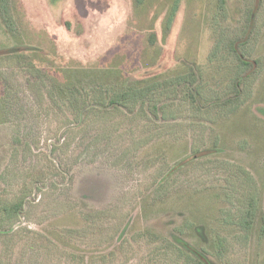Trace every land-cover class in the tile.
<instances>
[{
  "label": "rangeland",
  "instance_id": "obj_1",
  "mask_svg": "<svg viewBox=\"0 0 264 264\" xmlns=\"http://www.w3.org/2000/svg\"><path fill=\"white\" fill-rule=\"evenodd\" d=\"M260 1L252 37L237 47L258 63L242 82V98L226 108L202 109L198 116L184 114L182 123L159 121L160 128L140 124L143 114L127 118L108 110L95 122L64 130L66 109L50 98L48 81L19 68L16 58L0 57V198L15 204L25 195L22 213L3 228L13 227L12 232L0 235V264H202L205 254L216 264H264V236L258 237L257 228L248 239L244 233L247 214L255 211L249 220L256 227L264 208ZM1 3L18 6L23 15L21 5L27 27L23 33L12 26L5 30L0 14V49L44 45V34L40 38L36 30L46 29L58 52L75 58L77 66L107 55L120 68L137 58L145 68L133 76L143 77L186 58L197 63L198 87L207 90L202 106L226 97L239 65L234 43L244 35L253 7V0H175L171 21L163 22L167 10L155 12L159 4L136 17L130 0H0V8ZM64 11L82 24L79 34L50 21ZM153 31L156 42L150 47ZM181 111L167 116L175 119ZM178 134L188 155L193 148H217L175 168L165 147ZM159 142L166 146L158 148ZM217 238L227 241L225 249H215Z\"/></svg>",
  "mask_w": 264,
  "mask_h": 264
},
{
  "label": "trees",
  "instance_id": "obj_2",
  "mask_svg": "<svg viewBox=\"0 0 264 264\" xmlns=\"http://www.w3.org/2000/svg\"><path fill=\"white\" fill-rule=\"evenodd\" d=\"M174 1L175 0H130V3L132 13L136 17L139 16V14L145 15L146 13H150L151 7L159 4L160 8H157L155 12L159 11L160 14L162 8H165L167 11L162 18L163 22H170ZM17 7H5L4 4L1 3L0 14L2 22H4L2 26L5 30L6 28L11 29L10 26H12V29H17L18 31L20 29L21 33H23L25 32L24 29L27 27V20L25 19L23 7L20 5L19 9H22L24 16L20 13L21 11H17ZM260 8L261 1L253 0V7L249 14L247 29L241 39L234 43V53L238 58L239 65L235 67L236 70L234 69V73L232 75L230 74L229 91L226 93V97L224 99L212 101L207 106L201 105V99L203 102H207L208 99H204L203 95L207 90H203L202 92L201 88L199 89L198 87L199 74L197 63L195 61H188L186 58H179L177 61L178 66L171 70L162 73H153L151 75L145 74L143 77L133 76V71L135 72L145 68V66L141 65L140 59L138 61L139 63L137 62V58H135V63H132L133 65L127 63V65H123L120 68L113 65L114 63L111 64L114 58L113 56H109L108 58L107 55L97 57L93 63L86 66H77V64L81 63L75 58L71 57L66 59L58 52L55 39L46 29H31L30 31L27 29V33H32V30L39 31V34H37L40 38H42L44 34L43 38H46L42 39V41L44 40V45H35L32 44V42H27V45H14L11 49H0V57H14L17 59L19 68L24 69L33 76L35 74V77L38 78L39 81H43L44 84L48 81L50 86V98L55 103H62L66 109H63V116L66 118L68 117L66 119L67 123L63 126V128H65L64 130L71 128L73 123L80 126L84 122H95L97 116L105 115L108 113V110L115 111V114L119 116L126 115L128 116L127 118L143 114L145 117L139 120L140 124L144 126L147 124V126H149V123L153 125L159 123L157 127L160 128L163 127V123H170V121L175 124L182 123V121L185 120L182 119L184 114L189 113L190 117L198 116V113L202 109L210 110L213 107L226 108L242 98L243 89L245 90L242 82L248 80L256 73L258 63L256 58H246L237 50V47L246 45L252 37L254 32V21ZM12 10H14L15 13L18 12L20 15L14 18ZM68 12L69 11H64L57 21L53 20L52 17L50 21L55 24L58 22L57 25H63L69 33L75 32L79 34L82 24H80L78 20L71 21L69 19L70 12ZM156 16L157 15H155V17ZM14 22H16L17 27ZM149 27L150 26L145 27V29ZM164 34L163 31V35ZM149 36L153 39L152 42H149V46L153 47L156 42V34L153 31L150 32ZM29 39L31 38L29 37ZM120 58L122 59L120 64H125L127 62L123 60V56L118 59ZM132 67L133 69H131ZM241 67H243V70H240ZM235 72L239 73L236 75ZM226 78L229 77L227 76ZM202 87H204V85H202ZM130 104H132V108L129 107ZM178 108L182 110L181 114L175 118H178V120L171 119V117L168 118L167 114H171L173 110ZM191 112H193V115ZM178 135L179 138L176 139L174 145L171 143L166 146L164 145L166 143L160 142L159 145H157L158 148L166 146L165 149L170 154V160L175 162V168L177 166L182 167L187 165L188 161L186 158L190 159V164L193 161L206 158L213 154L215 152L214 149L217 148H212L214 152L212 149L197 150L193 148L192 153L190 152V155H188L185 151L186 141L182 142L183 135ZM172 152L174 153L173 160L171 159ZM172 165L173 164H171V166ZM24 196L25 195L17 197L21 201L15 204L11 202L7 203L5 202L6 200L0 198V235H6L12 232L13 227L7 231L3 230V228L6 227V225H10L6 220L11 221L22 213ZM256 205L257 204L253 206L254 210L257 207ZM250 207H252L251 204ZM254 212L255 211L247 214V219L244 224V233L247 239L250 236V232L252 234L254 228H257L258 237L264 236V208L260 215V224L258 225L257 222L256 227H254L256 223L254 224L252 220H249V217H252ZM76 232L77 231H74L73 233ZM71 238L77 240L75 234L74 237L71 236ZM207 238L208 236L206 234L200 241L204 243L207 241ZM226 242L227 241L225 239L223 240V238H217L215 241V243H217V248L215 249H225ZM171 243L174 244V241H171ZM186 248L191 252L197 250L189 246H186ZM199 262L202 264H216L210 261L206 257V254L205 257L203 255L199 257Z\"/></svg>",
  "mask_w": 264,
  "mask_h": 264
}]
</instances>
